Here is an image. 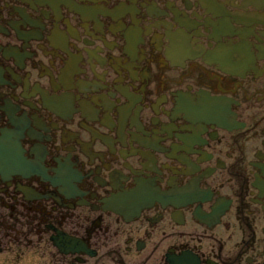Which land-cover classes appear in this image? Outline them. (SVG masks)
<instances>
[{"label":"flooded vegetation","instance_id":"obj_1","mask_svg":"<svg viewBox=\"0 0 264 264\" xmlns=\"http://www.w3.org/2000/svg\"><path fill=\"white\" fill-rule=\"evenodd\" d=\"M0 264H264V0H0Z\"/></svg>","mask_w":264,"mask_h":264}]
</instances>
